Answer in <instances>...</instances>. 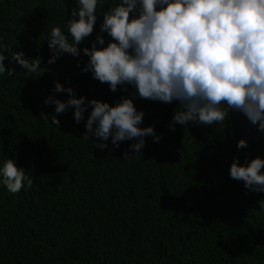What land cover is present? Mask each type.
Listing matches in <instances>:
<instances>
[{"label":"trees","instance_id":"16d2710c","mask_svg":"<svg viewBox=\"0 0 264 264\" xmlns=\"http://www.w3.org/2000/svg\"><path fill=\"white\" fill-rule=\"evenodd\" d=\"M117 3L98 5L93 33L78 49L90 46L99 15ZM74 7V0H0V41L25 59L40 58L43 71L39 77L19 66L0 77V164L14 159L34 177L32 188L16 194L0 186V264H264V212L257 204L264 193L249 192L228 175L233 157L241 164L264 159V134L242 113L229 111L224 124L170 131L178 102L137 97L134 107L145 113L139 127L154 126L161 139L145 137L141 155L124 160L134 140L96 149L80 139L84 121L73 122L71 107L57 115L54 105L43 104L53 81L71 87L77 99L110 106L134 92L130 86L110 92L82 74L83 55L65 53L47 64L50 29L66 32ZM100 35L106 46L107 34ZM55 98L69 99L63 92ZM241 139L247 147L238 150Z\"/></svg>","mask_w":264,"mask_h":264},{"label":"clouds","instance_id":"9594fccd","mask_svg":"<svg viewBox=\"0 0 264 264\" xmlns=\"http://www.w3.org/2000/svg\"><path fill=\"white\" fill-rule=\"evenodd\" d=\"M103 3L74 0L71 18L65 21L67 31L54 26L46 39L50 52L47 64L65 53L74 58L83 55L87 61L80 68L82 74L90 73L113 93L118 86L121 92L128 90L125 86L134 89L129 97L121 96L110 106L83 96L77 99L71 87L53 81V94L43 104L54 105L57 115L71 107L73 122L79 125L84 121L80 139L93 141L100 150L110 142V151L121 142L134 140L123 151L124 160L141 155L145 137L159 143L161 137L154 126L139 127L145 113L134 107L137 97L164 104L178 102L180 110L171 116L170 131H175V125L224 124L232 111L242 113L264 134V0H119L99 15V33L90 46L78 49L93 33L97 7ZM100 33L107 34L106 46ZM6 60L15 61L25 74H43L40 58L25 59L23 52H15L0 41V77L14 74ZM76 67H80L79 62ZM62 92L69 97L63 102L55 98ZM51 117L50 125L58 128L60 121ZM41 118L48 119L43 114ZM246 147L243 139L236 144L238 150ZM262 168L264 159L259 156L245 159L243 164L233 157L228 175L242 182L247 191L264 193ZM33 181L14 159L0 164V186L9 193L32 188ZM257 204L259 212H264V198Z\"/></svg>","mask_w":264,"mask_h":264},{"label":"water","instance_id":"95a60500","mask_svg":"<svg viewBox=\"0 0 264 264\" xmlns=\"http://www.w3.org/2000/svg\"><path fill=\"white\" fill-rule=\"evenodd\" d=\"M11 63H12L11 68L13 69V71L19 69V65L16 62L12 61Z\"/></svg>","mask_w":264,"mask_h":264}]
</instances>
